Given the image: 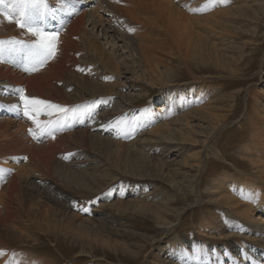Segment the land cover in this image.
<instances>
[{
    "label": "bare ground",
    "instance_id": "obj_1",
    "mask_svg": "<svg viewBox=\"0 0 264 264\" xmlns=\"http://www.w3.org/2000/svg\"><path fill=\"white\" fill-rule=\"evenodd\" d=\"M79 1L85 3L83 9L71 6V4L78 5ZM252 1L254 0H74V2L72 0H47V14L37 18L33 22V26L50 31L51 23L58 25L61 32L58 33L57 50L54 57L47 60L43 68L40 67L41 70L38 68L36 71H25V68L30 66L28 53L26 57L22 56L29 49V45H22L23 50L22 52L17 50V53H20L15 59L7 58L8 51L0 47V113L8 114L9 110L14 116L12 118L3 117L4 115L0 117V159H3L0 160V166L4 167V161H12L8 168L9 172L4 170V176L7 178L4 179L0 176V264H47L48 261L42 259L37 261L36 258H24L21 256L22 254L17 256L8 243L9 239H19L23 242L22 235L26 234L22 232L27 230L28 226L33 229L36 223V227L41 228L42 222L40 221L41 224H38V220L36 221V213L41 210L50 214L57 213L62 222L55 225H58L60 230H64L63 227L66 228L68 233L70 226L76 225L75 222L78 221L82 223V229L87 224L106 227L111 219L104 211L109 206L115 205L114 201L113 204L109 201L116 191H114L112 183L118 180L119 184L116 187L120 185L124 189L119 192L120 195L138 196L129 203L130 206L133 205L142 211L141 208L148 203L146 200L151 195L147 192L149 184L146 177L149 174L146 172L147 176H143L141 170L133 166L134 161L133 165L124 166V162L128 159L127 156L121 154L122 149L125 147L132 150L138 159L141 157L144 162L153 164L154 162H151L153 154L159 149L162 151L163 144L168 143V137L163 136L157 138L158 140H152L153 135L161 132L158 127L142 132L143 128L150 126L156 118H160L161 114L156 112L153 106L147 108L144 113L131 112V110H135V107L127 102L129 99L125 98L124 88L136 89L142 94L140 82H145L147 77L151 80L155 77L160 78L161 74L158 68L161 66L166 69L170 67L164 60V56L167 54L172 57H183L186 61L189 54L205 44L208 50L216 53L218 46H223L226 43V34L229 31L227 24L231 22V13L239 9L252 11L250 8ZM191 9H197V11ZM68 17H72V20L68 26H64ZM8 37L17 43H8L7 49L17 48L24 40L30 41L32 44L37 41V37L28 32L26 28L22 29L16 23L9 22L3 11L0 10V39ZM101 38L106 39L107 43H113L111 51L106 49ZM117 39L122 43L123 53H127L128 59L136 66L131 71L128 68L127 59L118 53ZM169 55L168 58H170ZM80 59L85 60L86 66L83 69V62ZM15 61L19 63L15 64L18 68H11L10 64ZM91 69L95 74L93 76ZM123 70L125 71L123 72ZM30 74L32 75L29 76ZM68 74L73 79L68 85L72 94H65L64 90L62 91L60 88V80L69 79L66 77ZM86 74L87 78L84 76ZM123 74H131V77L126 78ZM98 77L104 82H101ZM196 82H200V84L183 88V96L176 100L167 99V107L164 112L167 110L171 112L190 102L201 103V105L212 104L214 100L211 97L206 98L210 95L206 90L210 85L204 80ZM145 83L147 84V81ZM20 89L24 90L26 96L67 109L66 112H59L48 109L46 106H38L44 109L38 117L42 123L54 119L57 122L51 134L39 137L42 139V143H37L36 139L29 134V129L36 131V126L22 111L19 99ZM261 89L264 92V88ZM163 98L165 97H160L161 100ZM14 105H21V110L17 107L14 108ZM210 110L208 111L211 114L212 110L211 112ZM254 111L256 114L252 127V145L246 147V152L253 163V172L242 171V173L231 175L232 180L229 184L227 180H222L227 184L219 180L212 183L214 187L210 189V192L215 197L217 208L220 211L223 208L226 209V213H223L228 217H223L221 211V218L216 220L206 218L203 225L205 229L213 227L222 232L225 228L233 231L243 243L244 252H247L248 248H252L254 252L264 249V219L253 215L255 211L262 212L264 215V105L261 103L255 105ZM49 112L50 115L47 114ZM64 123L70 130L84 126L83 131L78 136L71 135L70 132V139L61 133L54 134L63 128ZM123 123L131 131L128 133L122 131L124 126L121 129L119 126ZM132 132L134 133L131 134ZM154 141L158 142L151 143ZM71 142H75L74 147L76 148L72 156L79 160L73 159L70 160V163L58 161L53 156L54 150L59 146L61 149L69 148ZM96 142H100L102 146H97L99 144ZM160 142L163 143L156 145ZM109 145L111 147L105 149ZM68 152H62L61 156ZM112 154L115 156L113 157ZM22 156H27L28 160L32 161L33 167L21 164L19 159ZM129 159V162L132 163V158ZM193 159V165L201 169L203 159ZM155 161L157 162V160ZM162 161L156 167L161 171L166 168V163ZM137 165L140 164L137 163ZM37 169L48 174L55 185L52 182L46 183L40 178L36 180L37 177L35 179V176L30 173ZM144 170L146 171V169ZM123 180L127 181L126 185L122 184ZM180 186L182 187V185ZM96 195L101 198V201L104 200V203L101 202L100 210H91L86 204L89 203L87 200H85V205H77V200H81V198H88L93 202L92 197L95 198ZM149 200H152V197ZM120 201L122 200L120 199ZM243 205L248 206L245 212L238 217L232 215L233 208L241 209ZM119 206L125 209L127 203L120 202ZM74 208L73 213L72 209ZM71 212L73 215H70ZM94 213H98L100 218H96ZM40 216L38 217L40 218ZM46 218L47 220H44L45 232H47L46 226L52 225L55 220ZM51 222L52 224H50ZM168 223H166V227L171 224ZM89 225L87 226L89 227ZM172 229L173 227L168 228L169 231ZM40 230L37 231L40 232ZM82 232L84 231L82 230ZM40 234L42 233L38 235ZM36 235L28 234L26 237L29 236L28 240L40 243L39 236ZM229 237L227 236V238ZM173 244L174 242H169L163 248L164 251H161L163 255H165V251L176 253ZM181 253L185 255V249ZM172 254L169 253L170 257L174 256ZM10 255L12 257L8 261ZM79 255H87V253ZM157 256L159 257L156 264H162V257L159 254ZM174 262L169 260L165 264H178ZM192 263L200 264L193 259ZM234 263L245 264L244 259L235 260Z\"/></svg>",
    "mask_w": 264,
    "mask_h": 264
},
{
    "label": "rangeland",
    "instance_id": "obj_2",
    "mask_svg": "<svg viewBox=\"0 0 264 264\" xmlns=\"http://www.w3.org/2000/svg\"><path fill=\"white\" fill-rule=\"evenodd\" d=\"M78 3V5L71 4V6L80 10L83 9L85 3L83 1ZM251 5L252 11L239 9L231 13V22L227 24L229 31L226 34V43L223 46H218L216 53L208 50L205 44L189 54L186 61L183 57H172L167 54L170 58L165 55L164 60L170 67L167 69L163 66L158 68L161 74L160 78L155 77L151 80L147 77V84L145 83L146 81L140 82L142 94L136 89L124 88L125 98L126 100L129 99L127 102L132 104V107H135V110H131V112L144 113L147 108L153 106L154 110L161 114L160 118H156L150 126L143 128L142 132L158 127L161 132L153 135L152 137L154 138L152 140H158L157 138L163 136L168 137V143L163 144L164 148L162 151L159 149L154 153L155 155L153 154L151 162H154V166L152 163L144 162L141 157L138 159L134 151L132 152V150L125 147L122 149L121 154L125 157L127 156L126 158L128 159L124 162V166H131L134 161L133 166L139 168L143 176H147L146 172L149 174V177H146V181L149 184L147 192L151 194L150 198L146 200L148 205L146 204L141 208L142 211L136 209L133 205L134 208L130 206L129 202L135 200V197L138 196L131 194L120 195L119 192L124 189L120 185L116 187L119 184L118 180L112 183L114 185L113 189L116 191L109 201L111 203L114 201L116 206L111 205L104 211L111 219V222H108L106 227H98L97 224L96 226L95 224L93 226L87 224L89 227L86 225L87 227L83 226L82 229V223L78 221L75 222L76 225L70 226V232L68 233L63 226L64 230L58 229L62 219L57 213L50 214L41 210L36 213V221L38 220V224L41 221L43 226L41 228L39 226L36 227L37 224L35 223V225L33 224V229L28 226V228L26 227L27 230L22 232L30 236L42 233L38 235L40 243L30 241L28 240L29 236L26 237V235L22 234L20 235L23 237V242L19 239L8 240L17 256L22 254L21 256H24V258H36L35 260L37 261L42 259L46 262L48 261L47 264H156L158 262V254L162 257V264L168 263L169 260L178 264H191L192 259L197 260L200 264H235V260L241 261L243 259L245 264H264V249L254 252L252 248H248L247 252H244L242 249L243 243L233 231L225 228L222 232L220 229L213 227L205 229L203 226L206 218L216 220L221 218V211L226 213V209L223 208L220 211L217 208L215 197L210 192V189L214 187L212 183L215 180H219L222 183L227 180L229 184L230 180H232L230 178L231 175L242 173V171L245 173L253 172V163L246 152V147L252 145V127L256 114L254 107L259 103L264 105V92L261 91V88H264V0H254ZM15 18L18 19L19 17L16 16ZM71 20L72 17H68L64 26H68ZM12 22L15 23L14 20ZM207 25L209 26V24ZM42 30L47 33L61 32L59 29L55 31ZM3 39H0V41L8 42L12 40L9 37L5 39L6 41ZM109 40L111 41V39ZM101 41L105 44L108 51L112 50V42L107 43L104 38H101ZM116 42L119 46L118 53L124 55L123 57L127 59L129 70L136 68L135 64L128 59L127 53H123L122 43L118 39ZM31 44L30 41L24 40L17 48L7 49L8 43H4L0 47L8 51L6 54L7 58L15 59L18 53L22 52V45H29L30 49ZM18 49L20 52L17 53ZM29 49L22 57H26L27 53L29 54ZM80 61L83 62L82 69L85 68V60L80 59ZM65 62L68 61L65 60ZM15 64L19 63L15 61L10 64V67L18 68ZM68 75L66 77H69V79L60 80V88L62 91L64 90L65 94H72L68 85L73 79ZM91 75H95L92 69ZM84 76L88 77L87 74ZM123 76L129 78L131 74H123ZM99 80L104 82L101 79ZM197 80H204L210 85L206 89L210 95L206 96V98L211 97L214 100L212 104L201 105V103L190 102L171 112L168 110L164 112L165 107H167V99L176 100L183 96V88L190 85L198 86L200 82H196ZM195 89L197 90V88ZM162 96L165 98L161 100L160 97ZM18 108L21 110V105ZM210 109L212 110L211 114L208 111ZM7 113L9 115L0 113V117L3 115V117H14L9 110ZM124 124H121L119 128L121 129L124 126L122 131H127V133L131 131ZM66 125L64 123L63 128L54 134L61 133L70 139L71 135H80L84 127H75L70 130L67 129ZM39 137L41 135L36 138V142L42 143V139H39ZM155 142L158 141L151 143L155 144ZM162 143H156V145ZM96 144H99L97 146H102L100 142H96ZM69 145V148L66 149H61L60 146L56 148L53 156L62 163H70V160L73 159L79 160L72 156L73 151L76 149L74 147L75 142H71ZM106 147L105 149H109L111 145L108 148ZM65 151L69 152L61 156V153ZM113 153L115 154V152ZM114 154H112L113 157L116 155ZM25 157L27 159H24ZM130 157L132 158V163L129 162ZM193 158L203 159L201 169L193 165ZM161 161L166 163V168L163 171L156 168ZM11 162V160L4 161V167L0 166V176L4 179L7 178V176H4V170L9 172L8 168H10ZM19 162L26 167H33L32 161L28 160L27 156H22ZM137 163L140 165H137ZM30 174H33L35 179L37 177L36 180L40 178L46 183L52 182L55 185L50 176L41 170H32ZM126 183L127 181L123 180L122 184L126 185ZM224 183L227 184L226 182ZM151 197L153 201L149 200ZM92 199L94 200L93 202L88 198H81V200H77V205L83 206L86 203L85 200H87L89 203L86 204L91 210H100V205L104 203V200L101 201L98 195L95 198L92 197ZM120 202L127 203V206L124 207L125 209L119 206ZM247 207V205H243L241 209L233 208L232 215L240 216L246 211ZM73 210L75 211V208L72 209L74 213ZM72 212L70 215H73ZM224 213L223 217H228V215L224 216ZM94 214L96 218L99 217L98 213ZM253 215L264 219L262 212L255 211ZM46 217L49 220L51 218L52 221L55 219L53 224L52 222L50 223L52 225L46 226L48 233L45 232L44 225V220H47ZM167 222L171 223H168V227L165 226ZM56 223H58L57 226L55 225ZM90 227H93V229ZM169 227H173V229L169 231ZM37 230H40V232ZM82 230L84 232L86 230L89 231L84 233ZM227 236L230 237L227 238ZM108 238L110 240H107ZM169 242H174L173 248L176 253L172 254L165 251V255H163L161 251H164L163 248ZM184 249L185 255H182L181 252ZM83 253H87V255H79ZM169 253L174 256L170 257ZM11 257L12 255L9 256L8 261ZM187 259L188 262H186Z\"/></svg>",
    "mask_w": 264,
    "mask_h": 264
},
{
    "label": "snow or ice",
    "instance_id": "obj_3",
    "mask_svg": "<svg viewBox=\"0 0 264 264\" xmlns=\"http://www.w3.org/2000/svg\"><path fill=\"white\" fill-rule=\"evenodd\" d=\"M72 2H74V0H72ZM0 10L3 11L9 22L14 20L18 27L22 29L26 28L28 32L37 37V41L33 43L29 49L28 60L30 66L26 67L25 71H36L39 67H42L47 60L55 56L58 33H47L33 26V22L37 18L47 14V0H0ZM191 10L197 11V9ZM16 16L19 18H15ZM129 31H132V29H129ZM4 43L14 44L17 42L14 39L8 42L0 41V45ZM19 92L22 111L36 126V131L29 129V134L32 135L34 139L38 138L39 135L51 134L57 122L48 121L42 123L38 117L44 109L38 106H46L48 109H54L59 112H66L67 109L60 105H52L50 102L26 96L23 89H20ZM13 107H19V105H14ZM47 114L50 115L51 113L49 112ZM24 159L27 158L25 157Z\"/></svg>",
    "mask_w": 264,
    "mask_h": 264
}]
</instances>
